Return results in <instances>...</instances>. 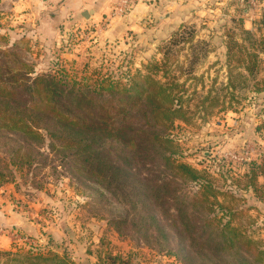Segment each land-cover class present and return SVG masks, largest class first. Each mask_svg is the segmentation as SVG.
<instances>
[{
  "label": "rangeland",
  "instance_id": "374dc122",
  "mask_svg": "<svg viewBox=\"0 0 264 264\" xmlns=\"http://www.w3.org/2000/svg\"><path fill=\"white\" fill-rule=\"evenodd\" d=\"M24 4L0 0V68L22 74L23 83L49 75L62 87L94 91L86 96L92 105L108 102L102 86L120 88L134 81L138 90L131 95L146 107L150 102L139 86L150 90L156 82L168 88L181 105V119L168 129L176 145L174 158L205 171L218 201L237 211L232 224L244 226L241 233L251 241L242 258L233 252L225 258L222 253L211 259L201 255L192 264H264V184L245 191L241 177L246 164L264 154V0H194L171 31L153 34L147 25L122 27L117 38L104 44L97 39L107 17L91 33L80 24L68 27L64 35H52L26 24L20 10ZM130 13L117 17L112 11L110 18ZM231 41L233 56L227 59L226 43ZM251 55L253 74L245 69L254 59ZM0 74L1 79L8 77ZM230 80L233 87L226 88ZM205 96L213 99L201 105ZM133 111L136 123L149 119ZM34 163L9 165L12 174L0 183V209L6 218L0 224V264H55V255L69 264H191L174 241L160 235V227L170 232V225L161 219L164 225L158 226L145 215H150V205L137 211L128 204L115 205L108 192L78 178L53 153ZM151 163L139 159L134 168L166 182L168 194L159 193L167 195L162 209L184 215L192 226L200 221L196 235L204 242L206 235L200 233L209 231L203 223L210 212L199 201L214 199L210 192L195 193L197 185ZM257 183L264 181L260 177ZM226 190L235 191L240 200H232ZM214 211L221 217L228 209ZM126 212V225L114 223ZM135 213L145 216L144 234L137 230L141 221L130 220Z\"/></svg>",
  "mask_w": 264,
  "mask_h": 264
},
{
  "label": "trees",
  "instance_id": "16d2710c",
  "mask_svg": "<svg viewBox=\"0 0 264 264\" xmlns=\"http://www.w3.org/2000/svg\"><path fill=\"white\" fill-rule=\"evenodd\" d=\"M233 45V41L226 43L227 59L233 56ZM252 57L254 59L245 65L250 74L256 67L255 55ZM0 71L8 73L6 79L0 78V183L8 180L12 174L9 165L30 167L53 153L61 158L64 165H71L78 178L108 192L109 196L115 198V205L128 204L132 211L150 205V215H145L150 216V221H155L158 226L164 225L162 220L166 222L165 225H170L173 230L168 232L160 227V235L166 242L174 241L178 252H182L191 264L201 255L208 256V259L220 253L223 258L228 257L230 252L237 253L239 258L245 255L251 241L241 233L244 226L239 222L232 224L237 211L218 201L211 179L203 177L204 170L199 171L174 158L176 145L168 129L174 119H181L177 114L181 105L177 103V97L171 96L168 88L152 81L155 86H150V90L149 86H139L150 102L146 107L143 103H137L131 95L132 91L138 90V84L134 81L120 88L102 86L100 90L107 93L108 102L92 105L86 96L94 91H86L88 94H85L75 91L73 85L62 87L49 75L33 77L23 83L22 74L1 68ZM228 82L226 88L232 84L231 80ZM207 96L203 97L201 105L213 99ZM133 110L140 112L143 119H149L136 123ZM139 159L162 166L177 178L194 183L198 186L195 193L210 192L209 198L214 199L205 197L199 201L210 212L203 223L209 231L200 233L206 235L204 242H199L196 235L201 227L200 221H194V227L184 215L170 214L169 210L162 209L167 195L159 197V193L168 194L166 182L156 181L154 176L150 178L136 170L134 164ZM241 177L245 183L243 190L251 188L256 191L255 188L261 187L264 183L258 186L257 182L260 177L264 181V154L246 164ZM225 192L231 194L232 200H240L235 191L234 194L231 190ZM175 197L172 196V199ZM193 203H198L196 198ZM214 205L215 209H212ZM154 206L159 210L156 211ZM216 208L228 211L218 217L219 214L214 211ZM156 212L165 215L166 220L161 215L159 220ZM144 217L135 213L130 219L135 223L141 221L137 230H143V234L147 231ZM118 218L114 223L126 225L128 212ZM178 224L183 228H178ZM189 226L191 229H188ZM55 264L69 262L55 255Z\"/></svg>",
  "mask_w": 264,
  "mask_h": 264
},
{
  "label": "crops",
  "instance_id": "0c3cea01",
  "mask_svg": "<svg viewBox=\"0 0 264 264\" xmlns=\"http://www.w3.org/2000/svg\"><path fill=\"white\" fill-rule=\"evenodd\" d=\"M20 7L28 25H38L41 32L52 35H64L68 27L86 26L91 33L105 16L108 24L101 21L103 32L97 39L100 43L118 37L122 27L139 28L147 25L151 33L173 30L186 18L188 6L194 0H137L131 13L126 18H110L114 0H20ZM86 15V16H85ZM95 26L93 30L91 27ZM60 27V29H58ZM59 30V32H58ZM63 30V31H62ZM39 33V30L37 29ZM74 33H70L72 36ZM92 36V35H91ZM5 215L0 209V224L5 223Z\"/></svg>",
  "mask_w": 264,
  "mask_h": 264
},
{
  "label": "built area",
  "instance_id": "2783aa9c",
  "mask_svg": "<svg viewBox=\"0 0 264 264\" xmlns=\"http://www.w3.org/2000/svg\"><path fill=\"white\" fill-rule=\"evenodd\" d=\"M136 2L137 0H115L111 12L113 11V14L117 17L125 16L130 13Z\"/></svg>",
  "mask_w": 264,
  "mask_h": 264
},
{
  "label": "water",
  "instance_id": "95a60500",
  "mask_svg": "<svg viewBox=\"0 0 264 264\" xmlns=\"http://www.w3.org/2000/svg\"><path fill=\"white\" fill-rule=\"evenodd\" d=\"M86 16V15H85Z\"/></svg>",
  "mask_w": 264,
  "mask_h": 264
}]
</instances>
